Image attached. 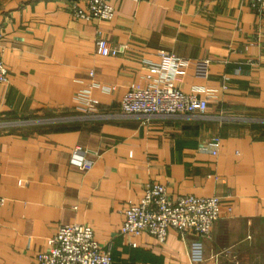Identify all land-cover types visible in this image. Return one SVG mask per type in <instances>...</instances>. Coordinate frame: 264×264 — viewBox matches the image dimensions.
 <instances>
[{
	"label": "crops",
	"instance_id": "crops-1",
	"mask_svg": "<svg viewBox=\"0 0 264 264\" xmlns=\"http://www.w3.org/2000/svg\"><path fill=\"white\" fill-rule=\"evenodd\" d=\"M110 3L112 20L85 22L71 10L80 0H0V264H37L71 224L91 226L112 264H194L193 235H120L152 183L220 200L198 264H264V12L253 0ZM98 39L122 49L100 56ZM170 82L208 111L122 114L131 86ZM89 91L94 114L81 109Z\"/></svg>",
	"mask_w": 264,
	"mask_h": 264
},
{
	"label": "built area",
	"instance_id": "built-area-1",
	"mask_svg": "<svg viewBox=\"0 0 264 264\" xmlns=\"http://www.w3.org/2000/svg\"><path fill=\"white\" fill-rule=\"evenodd\" d=\"M72 6V13L78 20L85 22L112 20L115 14L111 0H80ZM139 1V0H133ZM264 12V0H253ZM3 36L0 33V85L9 84L8 70L4 64ZM121 47L112 46L104 39L96 41V53L103 57L116 56ZM164 57L165 54L163 53ZM154 73L158 66H151ZM94 75L90 72V76ZM95 83L91 90L98 88ZM113 92L114 87L104 88ZM91 91L83 98V109L94 114ZM122 114L142 117H170L204 115L208 111V101L197 94H186L174 84L139 88L131 86L121 102ZM80 158L81 168L90 170L91 164L85 160L81 149L74 151ZM6 200L0 197V211ZM220 200L216 197L204 198L192 195L173 197L167 187L160 183L149 184L138 205H129L124 211V222L120 235L123 238L148 234L160 245L166 243L170 230L176 231L182 239L193 235L198 239L192 242L190 257L194 264L204 261L203 241L210 237L215 223L221 218ZM37 264H112L109 247L102 245L96 238L95 230L88 225L71 224L58 227L44 247L37 252Z\"/></svg>",
	"mask_w": 264,
	"mask_h": 264
}]
</instances>
